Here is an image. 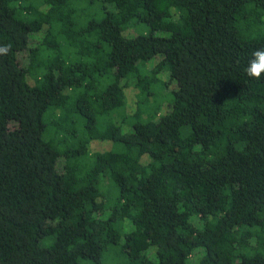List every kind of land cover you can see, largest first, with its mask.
I'll return each instance as SVG.
<instances>
[{
	"label": "trees",
	"instance_id": "obj_1",
	"mask_svg": "<svg viewBox=\"0 0 264 264\" xmlns=\"http://www.w3.org/2000/svg\"><path fill=\"white\" fill-rule=\"evenodd\" d=\"M99 3L0 0V264H264V0Z\"/></svg>",
	"mask_w": 264,
	"mask_h": 264
},
{
	"label": "rangeland",
	"instance_id": "obj_2",
	"mask_svg": "<svg viewBox=\"0 0 264 264\" xmlns=\"http://www.w3.org/2000/svg\"><path fill=\"white\" fill-rule=\"evenodd\" d=\"M72 3L75 5L76 10H77V14H78V18L80 20H86L87 18L91 17V16H99V12H96L100 6L99 0H71ZM112 6V4H106V8L110 9ZM139 28L137 29L136 27L128 26V28L123 30V33L126 35H132L137 33L138 31L141 32H147L148 28L144 25L138 24ZM155 34H166V31L163 30H155L154 31ZM39 34L34 35L31 40L30 43L34 44L39 42V38L38 37ZM25 55V52H21L19 57H23ZM158 54L150 57L146 63H151L153 64L157 59H158ZM163 77L166 79L167 75L166 73H162ZM175 85V83H170L169 86L173 87ZM127 90V106L125 108L126 111H131L133 108H135V90L134 88H132V86H130L129 88L126 89ZM163 109H165V106H163ZM114 120L116 123L120 124L122 128H127V125L125 122H123V120L121 119L120 116L114 117ZM117 144H114L112 141L110 140H93L90 143V148L92 150L95 149H108L112 146H115ZM122 241V239H121ZM102 263L103 264H122L125 261L124 255L120 252V249L117 245H110L106 248V250L103 253L102 256ZM77 264H95L92 260L88 259V258H79Z\"/></svg>",
	"mask_w": 264,
	"mask_h": 264
},
{
	"label": "clouds",
	"instance_id": "obj_3",
	"mask_svg": "<svg viewBox=\"0 0 264 264\" xmlns=\"http://www.w3.org/2000/svg\"><path fill=\"white\" fill-rule=\"evenodd\" d=\"M10 51V45L0 46V54H7ZM245 73L250 79L260 80L264 75V48H259L252 53Z\"/></svg>",
	"mask_w": 264,
	"mask_h": 264
}]
</instances>
